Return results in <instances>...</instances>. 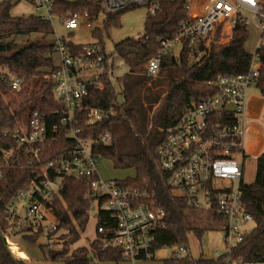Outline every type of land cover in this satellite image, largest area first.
Segmentation results:
<instances>
[{"label":"built area","instance_id":"obj_1","mask_svg":"<svg viewBox=\"0 0 264 264\" xmlns=\"http://www.w3.org/2000/svg\"><path fill=\"white\" fill-rule=\"evenodd\" d=\"M80 1L102 4L106 11L145 6L153 15L161 10L162 3L172 0ZM195 1H187L186 17L177 35L163 39L156 55L148 61L150 82L160 76L164 56L172 50L178 55L185 44L197 50L201 45L226 43L239 24L257 27L259 37L251 51L247 71L219 74L214 82L215 93L189 106L174 124L160 128L165 138L157 149L159 167L168 176L173 192L185 200L189 209L208 208L222 219L227 248L222 253L216 252L213 258L218 260L225 256L226 264H248L234 251L254 225L242 197L245 160L252 157L245 146L247 132L254 122H258L251 112L250 92L257 86L261 73L259 49L264 46V0H200L194 10ZM31 2L35 14L41 18L51 21V17L58 14L54 0ZM59 16L70 31L79 27L80 18L88 20L90 25L96 17L88 11L69 13L65 18ZM220 26L221 36L217 38ZM55 40L59 62L53 73V94L61 105L59 124L48 126L38 110L30 111L27 120L11 132L14 143L0 151V180L6 167L21 164L30 156L38 157L58 138H69L72 144L56 159L34 170L31 182L7 204L5 214L9 233L37 235L49 242V236L57 232L60 224L53 204L64 181L87 179L86 197L91 201L87 213L89 215L98 206L94 213L97 221L101 210L110 213L115 221L110 241L122 251L123 260L150 259L157 233L167 226L165 209L155 205L147 190L122 186L116 179H105L99 174L101 157L95 149L113 141L112 130L98 137L84 134L86 127L117 116L114 109L86 105L90 89L104 87L102 76L108 56L105 47L94 42L71 48L64 39L58 37ZM9 76L12 89L19 90L22 79L15 73ZM262 156L264 148L257 155V164ZM110 229L106 225H97L100 234H106ZM186 253L187 249L180 247L173 254L181 257Z\"/></svg>","mask_w":264,"mask_h":264},{"label":"trees","instance_id":"obj_2","mask_svg":"<svg viewBox=\"0 0 264 264\" xmlns=\"http://www.w3.org/2000/svg\"><path fill=\"white\" fill-rule=\"evenodd\" d=\"M54 1L56 12L63 18L69 13L88 11L91 15H97L104 10L102 4L92 1ZM187 1L172 0L162 3L161 10L147 16L142 36L128 37L115 44V52L129 66V73L119 79L124 101H118L111 79L112 66L107 56L102 76L104 87L91 88L86 105L114 109L117 116L86 127L84 134L98 137L103 132L112 130L113 141L99 145L95 151L101 158L111 159L116 168H134V177L116 182L122 186L147 190L155 205L165 209L167 226L157 233L153 251L162 246L173 247V250L180 247L187 249L185 255L176 257L173 254L165 260V264H226L225 256L215 260L195 258L190 254L188 234L192 230L201 234L202 229L186 224L184 212L189 207L183 198L173 192L168 176L160 170L157 149L165 138L160 128L174 124L189 106L202 97L215 93L214 82L219 74L247 71L252 57L251 51L246 47L250 31L247 26L239 24L226 43L201 45L197 50L185 44L178 55L173 50L170 51L163 58L160 76L149 86L147 63L156 55L163 39L173 38L179 32L181 22L186 17ZM16 2L17 0H3L0 3V151L14 143L10 134L19 125V110L14 109V103L10 104L5 98L9 91H13L10 73H15L22 79L21 92L28 93L31 99H37L32 110H38L45 117L48 126L59 124L61 110V105L53 94V73L57 66L53 58L56 40L52 36V23L37 15L14 16L11 10ZM199 2L200 0L194 2V10H197ZM131 8L133 7L107 11V22L119 24L120 15ZM94 32L100 36L104 33ZM32 34H41V37L22 44L16 41L18 36ZM220 36L221 26L216 37ZM66 43L71 48H79L81 45ZM100 43L103 45L102 41ZM259 55L261 73L257 88L264 97V46L259 49ZM153 88H156L155 92ZM155 104H158L157 108H154ZM71 144L69 138H58L38 157H27L23 163L4 169L0 180V264H24L22 259L13 256L7 245V204L31 182L35 176L34 170L56 159ZM88 186L87 179L69 178L64 181L53 209L60 223L57 232L61 229L67 232L63 234L61 249H43L48 259L61 261L63 264H91L94 258L103 262L123 260L122 251L110 241L114 235L112 228L115 227V221L106 210L100 211L97 225H106L111 229L106 234L97 231V237L90 247L72 248L89 221L87 211L91 201L86 197ZM242 200L245 209L253 216L254 225L244 241L235 248L234 254L242 257L248 264H264V156L258 159L255 180L244 184ZM216 220L223 223L217 216ZM23 238L36 242L38 236L24 235ZM49 238H52V234ZM90 254L93 255L92 258L89 257Z\"/></svg>","mask_w":264,"mask_h":264},{"label":"rangeland","instance_id":"obj_3","mask_svg":"<svg viewBox=\"0 0 264 264\" xmlns=\"http://www.w3.org/2000/svg\"><path fill=\"white\" fill-rule=\"evenodd\" d=\"M75 1V0H67ZM11 13L14 16H29L36 15L32 6L31 0H17L13 6ZM149 15V10L145 6H136L124 11L119 18V24L113 21L107 22V11H100L96 17L90 21L80 18V25L77 29L70 31L65 25L63 19L57 14L51 17V23L54 29L52 36L54 38H62L67 42L75 44H87L102 41L105 50L109 56V64L112 66L111 79L118 94V101L122 103L124 96L122 93V84L119 79L125 77L129 73V66L126 61L115 52V44L128 37H139L145 32V21ZM94 31L103 32L102 36ZM250 38L247 42V49L253 51L257 39L259 37V30L255 26H250ZM41 37V34H32L30 36H18L16 41L20 44ZM178 53V52H177ZM55 64L59 62V56L55 52L53 55ZM158 78V77H157ZM156 78V79H157ZM155 79V80H156ZM154 81V80H153ZM150 79L147 85H151ZM22 88V87H21ZM19 90L9 91L5 96L8 102L14 103V109L20 112L19 124H23L37 103V99H31L28 93ZM156 88H153L155 92ZM250 95L252 97L251 112L258 122H254L252 127L247 132L246 150L250 152L252 157L245 160L244 181L251 183L256 178L257 172V155L259 151L264 148V99L259 92L257 86L251 89ZM147 106H149L147 104ZM158 104L154 105L157 108ZM257 127V128H254ZM98 172L105 179L124 180L135 176V169L116 168L111 159L103 157L98 164ZM98 206H95L89 214V221L85 230L81 233L80 239L72 245V248L78 246L90 247L91 242L97 237V218L95 212ZM185 222L189 227L202 229V233L198 234L191 231L188 234V250L195 258H213L216 252H224L227 248L225 232L222 229L221 223L216 220V215L213 210L205 208L200 210L188 209L184 212ZM67 231L65 229L59 230L52 235L49 242H31L24 239L21 235L6 234V241L8 248L13 252L15 257L22 254L24 249H35L34 251H45L48 248L61 249L64 243L63 234ZM43 247V248H42ZM173 247L162 246L155 249L153 257L146 260H139L136 264H165V260L173 255ZM18 258V257H15ZM97 262H102L95 258ZM93 261V260H92ZM123 261V260H122ZM131 264V261H125ZM259 264V263H252Z\"/></svg>","mask_w":264,"mask_h":264},{"label":"crops","instance_id":"obj_4","mask_svg":"<svg viewBox=\"0 0 264 264\" xmlns=\"http://www.w3.org/2000/svg\"><path fill=\"white\" fill-rule=\"evenodd\" d=\"M16 235V234H15ZM17 236V235H16ZM38 242H46L44 238H38ZM35 249H24L21 251L22 254L16 256L19 259L23 260L24 264H63L61 261L51 260L46 257V255L41 251H34ZM13 253V252H12ZM14 254V253H13ZM127 260H121V261H107V262H97V260L94 258V260L91 262V264H129V262H125ZM139 261V260H137ZM137 261H131V264H136Z\"/></svg>","mask_w":264,"mask_h":264},{"label":"water","instance_id":"obj_5","mask_svg":"<svg viewBox=\"0 0 264 264\" xmlns=\"http://www.w3.org/2000/svg\"><path fill=\"white\" fill-rule=\"evenodd\" d=\"M89 257H91V258H92V257H93V255H92V254H90V255H89Z\"/></svg>","mask_w":264,"mask_h":264},{"label":"bare ground","instance_id":"obj_6","mask_svg":"<svg viewBox=\"0 0 264 264\" xmlns=\"http://www.w3.org/2000/svg\"><path fill=\"white\" fill-rule=\"evenodd\" d=\"M228 28V27H227Z\"/></svg>","mask_w":264,"mask_h":264}]
</instances>
